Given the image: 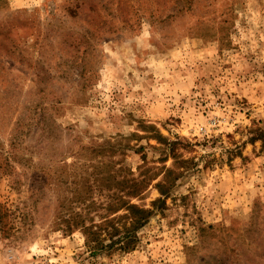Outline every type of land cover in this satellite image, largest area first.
<instances>
[{
    "label": "rangeland",
    "instance_id": "obj_1",
    "mask_svg": "<svg viewBox=\"0 0 264 264\" xmlns=\"http://www.w3.org/2000/svg\"><path fill=\"white\" fill-rule=\"evenodd\" d=\"M99 160L174 172L132 197L135 247L93 256L65 225L100 222L74 201ZM0 205V264H264L241 239L264 225V0H0Z\"/></svg>",
    "mask_w": 264,
    "mask_h": 264
},
{
    "label": "trees",
    "instance_id": "obj_2",
    "mask_svg": "<svg viewBox=\"0 0 264 264\" xmlns=\"http://www.w3.org/2000/svg\"><path fill=\"white\" fill-rule=\"evenodd\" d=\"M82 74V71H80ZM43 117L42 119H44ZM41 119V118H40ZM153 128V127H151ZM161 143V160L164 162L169 156L177 162H186L179 158L176 151L178 141H170L163 137L157 130L152 135ZM118 149H121L120 152ZM116 149L115 145L107 143V145H92L89 147V158L97 156H111V153H123L122 147ZM13 154L12 152H10ZM7 159V160H6ZM6 166L10 167L8 157L4 158ZM114 162V161H113ZM112 161L99 160L97 163L91 164V171L88 176L83 178L82 186L75 189L74 201L78 204H85L84 208L88 211V220L93 219L91 212H96L100 218V222L91 221L86 224L82 219L74 225H65L66 231L80 229L85 237L86 246L90 255L100 253L109 254L112 251L130 250L135 247L137 242V231L149 220V209L139 206L132 202V197H136L143 192L148 183L156 178L160 173L164 175L162 182L155 183V187L159 191L161 197L152 201V205L164 203L165 197L168 196V190L171 187V175L174 170L163 165L160 172H152V176L137 178L133 171L124 166H120L117 171L114 169ZM117 173V175H116ZM119 176V178L117 177ZM174 177V176H173ZM88 181V182H87ZM86 182L88 183L86 185ZM43 186H41L42 189ZM40 190V188H38ZM98 191L99 195L104 194L105 200L97 201L93 198V191ZM107 190V191H106ZM104 191V193H102ZM163 197V198H162ZM123 213L116 214L118 211ZM5 215L6 213L1 211ZM77 215L80 218L81 215ZM258 211L254 209L250 216V220L245 223L242 240H246L245 253L248 251L251 255L264 257V225H258ZM79 224V225H78Z\"/></svg>",
    "mask_w": 264,
    "mask_h": 264
}]
</instances>
